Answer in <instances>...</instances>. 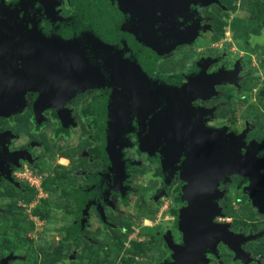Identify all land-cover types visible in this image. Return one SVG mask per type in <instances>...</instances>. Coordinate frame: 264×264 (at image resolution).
I'll list each match as a JSON object with an SVG mask.
<instances>
[{
  "label": "water",
  "instance_id": "obj_1",
  "mask_svg": "<svg viewBox=\"0 0 264 264\" xmlns=\"http://www.w3.org/2000/svg\"><path fill=\"white\" fill-rule=\"evenodd\" d=\"M131 3L137 16H128ZM76 4L75 15L67 20L55 12L57 3L52 0H17L0 5V119L21 114L28 93L39 95L36 107L44 109L54 104L61 110L66 102L86 90H103L94 112L98 114L100 105L102 155L111 159L108 170L95 179V187L105 186L113 178L116 183L94 205L101 221L104 223L105 219L100 201L109 204L113 192L123 197L127 194L123 187L128 178L126 168L131 164L123 154L128 145L127 135L135 134L140 150L151 158L158 152L150 149L165 140L167 158L182 156L186 161L184 193L188 207L179 214L176 225L184 236L183 244L178 250L169 246L172 256L163 264H208L206 255L217 259L220 243L234 253L235 261L248 264L250 256L242 248L261 239L264 232L244 237L230 232L229 225H217L214 220L222 217L217 204L223 196L219 185L229 183V178H247L251 200L256 187L264 189V160L256 163L255 158L262 146L251 145L242 157L239 152L245 135L234 137L226 130L207 129L199 133L195 126L200 124L195 125L191 119L194 128L182 125L187 115L182 103L197 91L194 82L155 76L158 59L179 46L192 45L199 35L197 22L189 30L180 18L183 14L189 19L195 17L190 3L76 0ZM138 112L162 114L167 124L174 117L177 125L170 128L150 124L152 127L140 126L135 131L132 118ZM143 144L150 148L146 150ZM84 194H78L83 215L91 207L81 199ZM9 260L0 264H8Z\"/></svg>",
  "mask_w": 264,
  "mask_h": 264
},
{
  "label": "rangeland",
  "instance_id": "obj_2",
  "mask_svg": "<svg viewBox=\"0 0 264 264\" xmlns=\"http://www.w3.org/2000/svg\"><path fill=\"white\" fill-rule=\"evenodd\" d=\"M238 1L232 0L237 5L229 14L216 17L211 34L164 60L160 71L185 69L201 53L223 54L227 66L241 62L245 80L240 91L224 89L218 100L219 118L237 133L250 125L254 130L252 136L264 140V52L245 46L247 36L255 30L248 21L251 10L247 0L240 4ZM26 116L14 120V132L22 144L30 139L39 145L34 151L37 158L34 167L23 168L21 173L34 182L20 176L22 192L0 187V257H17L18 261L12 264H163L166 252L161 245L152 243V238L172 228L170 212L174 205L171 198L156 203L147 200L156 188L144 178L149 168L133 172L132 186L136 193L130 197L128 206L119 204L115 212L106 211L105 220L113 228L106 230L93 221L85 231L88 239L80 252L74 253L72 245L63 241L72 223L66 213L74 205L59 192L82 186L85 176L99 168L85 158L89 144L84 138L88 133L76 130L71 140L55 142L50 128L33 134ZM239 183L233 181L227 188L226 220L216 222L231 224L235 232L259 234L264 231V200L253 196L254 202H248L237 192ZM246 251L264 264V236L248 244ZM214 264L239 263L232 262V256L221 250V261Z\"/></svg>",
  "mask_w": 264,
  "mask_h": 264
},
{
  "label": "flooded vegetation",
  "instance_id": "obj_3",
  "mask_svg": "<svg viewBox=\"0 0 264 264\" xmlns=\"http://www.w3.org/2000/svg\"><path fill=\"white\" fill-rule=\"evenodd\" d=\"M16 1L17 0H14V2ZM52 1L57 3L55 12L61 19L67 20L75 15L77 7L76 0ZM82 1L85 0H79V2ZM185 1L190 3L189 9L195 14V17H190L189 19L186 14H183L180 16V18L183 20L182 24L191 30L193 23L195 24V22H197L200 28L199 35L192 45L179 46L171 54L164 55L158 59L155 76L186 79L182 82L198 79L200 82H197V84L195 82L193 83L197 91L182 103V109H184V112L187 115L183 120L182 118L180 119L182 120L181 124L192 125V129L194 128V124L197 125L199 123L200 127L195 126L197 132L199 131V133L200 131H203L202 129H207L215 131L226 130V134L233 135L234 137H241L245 135V139L243 140L244 145L240 147L239 154L244 157L251 145L262 146V148H260L256 153L255 157L256 163H259L264 160V140H257L252 136V132L254 131L253 127L250 125H245L242 131L237 133L234 132L233 128H230L228 125L222 123L221 119L219 118L221 106L218 100L222 97L223 92H225L224 89L240 91L241 84L245 80V69L241 62H234L232 66H227L224 62L223 54L212 55L201 53V55L196 56L185 69H181L180 71L176 72L160 71V65L164 60L173 57L180 50L193 47L197 40L203 38L205 35L211 34L215 29L214 25L215 22H217L216 17L229 14L232 10V7L237 5L235 2H232V0H184V2ZM242 1L245 0H240L237 3L240 4ZM247 2L251 10L248 21L250 24H252L250 28L254 29L255 31L249 33L247 39L245 40V46L251 51L258 50L260 52H264V0H247ZM184 5L185 4H183V6ZM133 6L134 5L132 3L129 5L131 10L128 12V16H137L138 14L137 11H133ZM181 7L182 4L180 5V8ZM140 16L143 18L142 15ZM188 77L189 79H187ZM197 85L199 88L204 86L203 88L206 89H199ZM211 87L212 90L210 89ZM103 95L104 91L101 89L95 88L86 90L84 93L78 94L70 101L66 102L63 108L59 110V108L54 106V104H51V106H48L44 109H41L43 107H36L39 95L35 93L26 94L25 108L21 114L10 118L0 119V162L2 164L0 167V187L8 186L11 190L22 192L23 186L21 182H19L20 176H22L21 178L25 179V174H21L22 170L23 168H33L37 161V158L34 156V151L39 147L38 143L28 139L25 144H22L19 135L14 132V128L16 126L14 120L23 117L24 115L28 116L27 123L30 125L33 134L38 135L44 129L50 128L52 130L51 138L55 142L59 140L64 142L71 140L74 136L73 132L76 130L80 131L81 134L83 131L88 133V135H86L84 138L86 143L89 144L86 150L85 158H88L89 164H98L99 168L94 170L90 175L85 176L86 182L82 186L76 189H70L68 192L64 193H85V191H88V189L95 187L97 184H95V179L99 176H102V174L108 170L109 160L107 157L105 158L102 155L104 154V142L101 139L103 117L102 113H100V105L99 109L97 110L98 114L94 112L95 103ZM132 119V130L135 131L138 130L140 126L143 128L145 125H170V128L175 127L174 125H177V121L174 119V117H172L170 120L171 124H167L165 123L166 118L164 121L162 114L150 112L148 114L138 112ZM190 119L193 120L194 124ZM184 129L187 128L184 127ZM138 133L142 140L141 132L138 131ZM126 143L128 145L127 148L123 150V154H125V160L130 161L131 163L130 167L126 168L128 178L123 183L125 193L127 194L125 197H123V195L119 192L111 193L108 198L109 204H105L104 200H101L100 203L103 209V215L106 216V211L115 212L119 204L123 207L128 206L130 197L136 193V190L132 186V182L134 181L133 172L140 171L143 168H149L150 170L147 171L144 178L149 184L155 185L156 188L154 192L148 196L147 200L156 203L160 200L171 198L172 204L174 205V208L170 212L172 228L166 232V234L156 235L152 238V243L161 245L166 252V257L164 260V263H166L172 256V251L169 249V246L172 248L174 246L175 249H178L180 246H182L184 239L183 234L176 228V225L179 222V214L188 207V202L186 200L188 196L184 193V190L187 187V181L184 179V168H186V161L182 159V156L173 157L172 160H170L169 157L167 158L164 153V149L166 147L165 140H161L160 146L156 148L158 153H156L153 158H151L149 154L140 150L137 136L135 134L127 135ZM143 148L146 150L148 149L145 144H143ZM181 152L182 150L180 153ZM183 156L186 157L184 153ZM169 171L171 172L169 173ZM261 174L264 176V170L261 171ZM233 181H237L238 183L240 182L239 186L236 188L238 194H241V197H245L248 202H254L250 199V193L246 189L250 185L247 178H242L239 176H233L229 178V183L226 185H219L218 191L223 193V196L218 200L217 204L221 210L222 217L216 218L214 223L217 225H229V231L236 235H242L244 237L257 235L252 233L243 234L242 232H235L232 229L231 224L216 222L217 220H226L225 209L227 188L232 185ZM253 196L257 198L260 197L262 200H264V189L259 186L256 187V192ZM64 200L71 202L74 205L73 209L69 211L73 212L74 214L71 216L66 213V216L72 218V226L76 220L75 211L77 203L71 200ZM174 211H176V214L173 215L172 212ZM93 221H98L102 226H105L104 228H106V230L113 228L111 224H107L106 220H104L103 223L100 216L98 215L97 210L94 207H90V209L87 211V227L85 228V231L89 228V224ZM67 230L65 231V236ZM86 239H88L87 236ZM154 240H156V242ZM258 240L260 239L251 241L245 244L242 248L243 251L250 256L251 261L248 264H260L259 259H256L252 254L246 251V246L248 244L257 242ZM72 248L74 253H76L80 252L82 247L75 249L72 246ZM221 250H224L226 253L232 256V262L244 264L242 261H235L234 253L221 243L217 246V259H215L211 254L206 255V258L209 261L208 264L220 263ZM8 258H11L8 264L18 261L17 257L9 255L5 258L0 257V262Z\"/></svg>",
  "mask_w": 264,
  "mask_h": 264
},
{
  "label": "trees",
  "instance_id": "obj_4",
  "mask_svg": "<svg viewBox=\"0 0 264 264\" xmlns=\"http://www.w3.org/2000/svg\"><path fill=\"white\" fill-rule=\"evenodd\" d=\"M2 3H5V2L2 0L0 1V5ZM1 166L2 165L0 164V167ZM95 189L96 188L89 190V191H85L84 196L83 195L80 196L81 199L84 200L86 204L91 207H94L96 201L99 198H101L96 195ZM59 194L63 199L71 200L77 203V207L75 211L76 220L73 223V225L67 230L66 236L63 239V241L65 243L69 242L75 249H79L82 247L83 243L86 241V235L84 231H85V228L87 227V224H86L87 213L83 215V213L81 212V203L79 201L78 192H69V193L59 192ZM67 213L68 215H71V216L74 214L73 212H67ZM172 214L173 215L176 214V211L172 212ZM78 224H80V227H82L81 229L79 228ZM154 241L156 242V240Z\"/></svg>",
  "mask_w": 264,
  "mask_h": 264
},
{
  "label": "bare ground",
  "instance_id": "obj_5",
  "mask_svg": "<svg viewBox=\"0 0 264 264\" xmlns=\"http://www.w3.org/2000/svg\"><path fill=\"white\" fill-rule=\"evenodd\" d=\"M191 81H193V82H195L196 84H197V82H200L198 79H193V80H191ZM198 86V85H197ZM204 87V86H203ZM203 87H201V88H199V86H198V88L199 89H202ZM203 89H206V88H203ZM194 92H196V91H194ZM193 92V93H194ZM146 147L149 149V145H146ZM151 150V149H150ZM157 149L156 148H154V149H152L151 151H156ZM107 158L110 160L111 159V157H109V155L107 156ZM2 163H3V161H2ZM0 164H1V162H0ZM2 165V164H1ZM171 171H169V173H170ZM115 183H116V179L115 178H113L110 182H108L105 186H98L95 190V192H96V195L98 196V197H102V195L103 194H105L104 193V191H107V190H110V189H112L113 187H114V185H115ZM100 191V192H99ZM176 250H178V249H176Z\"/></svg>",
  "mask_w": 264,
  "mask_h": 264
},
{
  "label": "built area",
  "instance_id": "obj_6",
  "mask_svg": "<svg viewBox=\"0 0 264 264\" xmlns=\"http://www.w3.org/2000/svg\"><path fill=\"white\" fill-rule=\"evenodd\" d=\"M25 180L29 181L30 183H32V181L34 182V180L30 178L27 174H25Z\"/></svg>",
  "mask_w": 264,
  "mask_h": 264
}]
</instances>
